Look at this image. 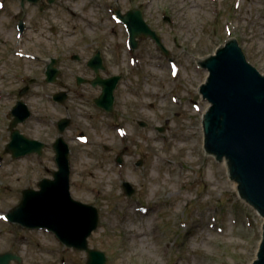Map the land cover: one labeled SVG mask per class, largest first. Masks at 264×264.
I'll return each mask as SVG.
<instances>
[{"label": "rangeland", "instance_id": "1", "mask_svg": "<svg viewBox=\"0 0 264 264\" xmlns=\"http://www.w3.org/2000/svg\"><path fill=\"white\" fill-rule=\"evenodd\" d=\"M133 6L143 7L171 50L174 66L160 53L151 57L140 51L124 53L122 44L128 36L123 32L122 44L114 43L108 30L114 27L122 33V28L112 19L101 24L104 12L93 18L90 37L80 34L78 25L83 23L70 10L50 12L55 34L45 18L41 24L33 20L35 29L27 41L14 40L12 32L0 25V254H18L21 264H86L85 252L65 247L52 234L5 219L24 189H38V182L57 170L56 124L71 117L66 134L70 192L75 200L99 210V226L89 246L105 252L107 264H252L263 218L240 198L226 163L204 150L202 115L209 105L199 88L208 73L199 60L236 38L247 61L264 74V0H136L125 8ZM38 14L33 12L34 17ZM80 14L92 17L78 10ZM165 16L172 22H165ZM12 39L16 51L7 50ZM84 40L92 45L78 48ZM98 48L105 52V74L125 75L112 117L91 103L100 89L77 87L75 80L94 77L86 64ZM60 52L66 54L61 58L60 80L70 93L65 106L51 101L62 86L44 83L46 61ZM76 53L80 62L71 61ZM30 78L38 81L26 98L33 117L19 128L46 148L41 157L13 161L5 150L10 141L6 115ZM80 133L86 135L85 142L78 138ZM119 156L121 164L116 161ZM139 160L142 167L135 165ZM124 181L135 188L132 197L124 195Z\"/></svg>", "mask_w": 264, "mask_h": 264}, {"label": "water", "instance_id": "2", "mask_svg": "<svg viewBox=\"0 0 264 264\" xmlns=\"http://www.w3.org/2000/svg\"><path fill=\"white\" fill-rule=\"evenodd\" d=\"M124 20L129 25L133 47H136L135 37L142 33L152 36L162 47L160 39L143 23L140 12H130ZM239 45L233 39L216 56L202 63L210 76L201 87V93L212 105L204 116L205 149L218 161L228 162L230 177L238 182L240 196L264 217V75L247 63V54ZM95 62L99 64L98 57ZM47 75L48 81H55L57 72L51 67ZM115 84L116 80L104 88L98 104L110 109ZM14 115L13 126L24 121L28 112L20 105ZM13 138L9 148L15 157L27 155L32 150L41 152L42 145L25 140L18 132ZM55 148L59 167L54 173L55 180H43L39 184L40 191L24 190L21 203L8 217L11 222L27 228H46L54 232L66 246L87 252V264H106L105 254L90 249L88 244V238L98 227V210L72 199L69 149L61 139ZM123 187L127 195L134 193L129 183H124ZM13 259L20 260L11 253L2 254L0 264H10ZM253 264H264V226L257 260Z\"/></svg>", "mask_w": 264, "mask_h": 264}, {"label": "flooded vegetation", "instance_id": "3", "mask_svg": "<svg viewBox=\"0 0 264 264\" xmlns=\"http://www.w3.org/2000/svg\"><path fill=\"white\" fill-rule=\"evenodd\" d=\"M83 1H85L87 4H85ZM136 0H125L124 4L122 3L121 0H115V3L119 6H121L123 9V12L125 13L128 11L130 8H125L126 6L130 5L131 3L135 2ZM113 0H54L53 2H50L49 0H35V1H24L22 5V0H3L2 3L4 5V9L0 11V25L5 31H10L12 32V38L15 40L17 38V35L19 34L21 36V39L23 41H27V36L34 31L35 28H33L32 21H39L42 18L46 19V22L52 26L51 28V33L55 34L56 28V21L50 16V12L54 10H59L60 12L66 13V11L71 12V16H79L78 20L79 22H82L83 24H80L78 26H81L80 28V34H85L86 36H90L89 30L93 28L96 24V21L93 20L95 18V15L104 12L105 15L101 18V24H105L107 22H111V15L115 14V9H112V13L109 14L107 10L112 6ZM80 5H84L83 8H79ZM142 11H144L143 7L138 6ZM78 10H81L83 14H91V18L86 15H78ZM33 12H38V16L34 17ZM58 12V11H57ZM147 21H149L147 19ZM40 22V21H39ZM41 24V22H40ZM16 25H22L16 29ZM76 26V27H78ZM122 33H119L117 29L110 28L108 30V36L114 40L115 42H121L123 39V29H120ZM7 40L6 38H4ZM13 39L7 46V50L13 51ZM102 41V40H101ZM84 44H91L89 40H84L81 41L78 45V48L83 46ZM92 45V44H91ZM94 51V49H92ZM96 52L100 51L103 56H105V52L101 49L98 48L95 50ZM95 51L93 53H95ZM124 49V53H125ZM92 53V55H93ZM60 55L57 58V64L60 68L61 64V58L66 55L65 53L60 52ZM78 55V53H76ZM80 60L82 59L80 55ZM78 77L76 76L75 80L77 83V87L82 86L83 84H86L87 86H90L91 89L95 90V88L89 84V83H83V84H78L77 80ZM85 79V78H83ZM64 84V83H63ZM58 85V84H56ZM55 86V85H53ZM89 87V88H90ZM64 91L67 93V100L69 101L70 99V93L67 88H65L64 84ZM55 94V93H54ZM29 93H27L26 97L24 100L26 101V98L28 97ZM80 97L83 96L84 94H78ZM95 97H92L91 100L93 102ZM27 102V101H26ZM67 103V102H66ZM66 105V104H65ZM64 105V106H65ZM24 134V133H23Z\"/></svg>", "mask_w": 264, "mask_h": 264}]
</instances>
